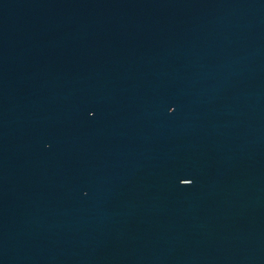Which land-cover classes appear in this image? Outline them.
<instances>
[{"label":"water","instance_id":"1","mask_svg":"<svg viewBox=\"0 0 264 264\" xmlns=\"http://www.w3.org/2000/svg\"><path fill=\"white\" fill-rule=\"evenodd\" d=\"M0 264H264V0H0Z\"/></svg>","mask_w":264,"mask_h":264}]
</instances>
